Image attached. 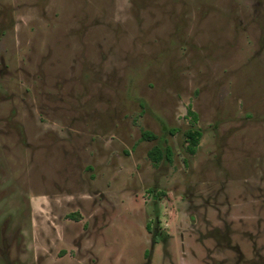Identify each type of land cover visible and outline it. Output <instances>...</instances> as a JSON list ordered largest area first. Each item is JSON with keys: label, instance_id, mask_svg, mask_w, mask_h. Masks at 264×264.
<instances>
[{"label": "rangeland", "instance_id": "1", "mask_svg": "<svg viewBox=\"0 0 264 264\" xmlns=\"http://www.w3.org/2000/svg\"><path fill=\"white\" fill-rule=\"evenodd\" d=\"M0 264H264V0H0Z\"/></svg>", "mask_w": 264, "mask_h": 264}, {"label": "trees", "instance_id": "2", "mask_svg": "<svg viewBox=\"0 0 264 264\" xmlns=\"http://www.w3.org/2000/svg\"><path fill=\"white\" fill-rule=\"evenodd\" d=\"M187 116L190 117V127L184 132L185 142L187 143L186 151L190 155H194L196 152V149L199 145L200 139L202 137V132L199 129H196L194 127L197 116L196 114L191 111L190 109L187 110ZM141 138L144 141H153L156 139L154 135H152L149 132H142ZM148 158L151 161V163L154 166H157L161 162H170L172 158V151L171 148L168 146L162 147V146H154L152 149L148 152Z\"/></svg>", "mask_w": 264, "mask_h": 264}]
</instances>
